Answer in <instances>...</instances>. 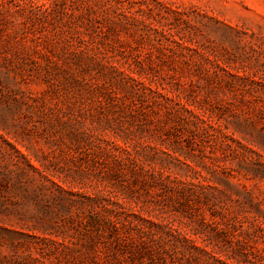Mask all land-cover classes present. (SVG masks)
I'll use <instances>...</instances> for the list:
<instances>
[{
  "label": "rangeland",
  "instance_id": "rangeland-1",
  "mask_svg": "<svg viewBox=\"0 0 264 264\" xmlns=\"http://www.w3.org/2000/svg\"><path fill=\"white\" fill-rule=\"evenodd\" d=\"M0 239L264 264V0H0Z\"/></svg>",
  "mask_w": 264,
  "mask_h": 264
},
{
  "label": "trees",
  "instance_id": "trees-1",
  "mask_svg": "<svg viewBox=\"0 0 264 264\" xmlns=\"http://www.w3.org/2000/svg\"><path fill=\"white\" fill-rule=\"evenodd\" d=\"M17 151L20 153V155L22 156V157H24V159L26 160V162L28 163V166H30V168H32V169H34L35 171H38V172H40L39 170H38V168L36 167V166H34L31 162H30V159L27 157V155H25V154H23L19 149H17ZM55 184V183H54ZM44 185H37L35 188H34V193H36L37 194V196L38 195H40L42 192H43V190H44ZM9 240H11V239H0V243L1 244H7V243H9ZM12 242V241H11Z\"/></svg>",
  "mask_w": 264,
  "mask_h": 264
}]
</instances>
